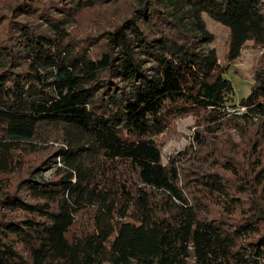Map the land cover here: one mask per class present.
I'll return each mask as SVG.
<instances>
[{
    "label": "trees",
    "instance_id": "1",
    "mask_svg": "<svg viewBox=\"0 0 264 264\" xmlns=\"http://www.w3.org/2000/svg\"><path fill=\"white\" fill-rule=\"evenodd\" d=\"M124 1L0 0V264H264V64L237 103L227 77L264 48V0H130L67 29ZM204 14L228 28L225 65ZM186 115L194 146L165 163ZM43 140L60 146L14 185Z\"/></svg>",
    "mask_w": 264,
    "mask_h": 264
},
{
    "label": "rangeland",
    "instance_id": "2",
    "mask_svg": "<svg viewBox=\"0 0 264 264\" xmlns=\"http://www.w3.org/2000/svg\"><path fill=\"white\" fill-rule=\"evenodd\" d=\"M130 0H125L122 2L121 6L115 5L113 2H108L101 5H97L89 10H85L82 15L87 19L83 18L74 19L71 15L66 16V26L67 29L72 31V35L76 37L83 36V30L85 25H91L87 31L95 28V23L98 20L99 22L104 21V24L113 25L120 21L123 14H120L119 11L124 5H128ZM6 7V6H5ZM7 13V11H5ZM104 12V13H102ZM102 13V14H101ZM91 18V21L88 19ZM83 19V21L81 20ZM204 19L208 30L213 34L214 40L209 44V47L215 48L219 59L222 64H227L228 60L226 57L227 41H228V28L217 22L216 20L210 18L208 15L204 14ZM106 20V21H105ZM83 26V27H82ZM40 28L43 30L46 28L45 23L42 21L39 24ZM47 29V28H46ZM45 32H51L50 29L45 30ZM264 64V48L254 47L252 44H247L239 59H237L229 67L227 77L232 80L235 87V102L237 103L242 97H246L252 87L254 71L255 69ZM125 86V84H123ZM126 90L130 89V85H126ZM196 122L195 116L186 115L179 118H176L171 126L164 131L159 136V142L162 149V158L166 163L171 158L172 154L177 152L184 151L186 148L190 147L192 144L194 146V137L193 134L196 131ZM39 149L30 153L24 159L23 166L15 171V173L10 175V179L14 185L19 181L23 175H25L33 166L38 165L44 157L54 156L52 153L55 150L54 147H59L60 143L55 140L40 141L38 142ZM52 154V155H51ZM52 157L49 161V164L53 166L49 168V165H41L38 173H40L37 178L42 180H50L54 176L56 163L53 161ZM59 162V159H57ZM19 178V179H18ZM3 184H1L2 186Z\"/></svg>",
    "mask_w": 264,
    "mask_h": 264
}]
</instances>
